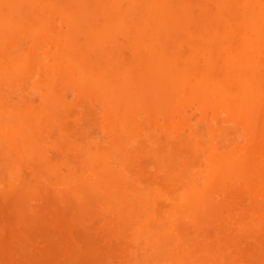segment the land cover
Wrapping results in <instances>:
<instances>
[{
  "label": "rangeland",
  "instance_id": "obj_1",
  "mask_svg": "<svg viewBox=\"0 0 264 264\" xmlns=\"http://www.w3.org/2000/svg\"><path fill=\"white\" fill-rule=\"evenodd\" d=\"M0 264H264V0H0Z\"/></svg>",
  "mask_w": 264,
  "mask_h": 264
},
{
  "label": "bare ground",
  "instance_id": "obj_2",
  "mask_svg": "<svg viewBox=\"0 0 264 264\" xmlns=\"http://www.w3.org/2000/svg\"><path fill=\"white\" fill-rule=\"evenodd\" d=\"M166 12H167V11H165V12L162 11V13H164L165 15H166ZM259 12H260V11H259ZM162 13H161V14H162ZM162 15H163V14H162ZM84 58H86V57H84ZM85 60L87 61V58H86Z\"/></svg>",
  "mask_w": 264,
  "mask_h": 264
}]
</instances>
